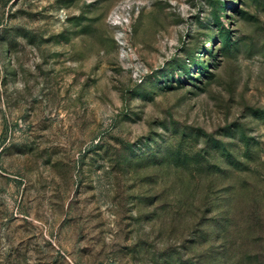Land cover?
Here are the masks:
<instances>
[{
    "label": "rangeland",
    "instance_id": "obj_1",
    "mask_svg": "<svg viewBox=\"0 0 264 264\" xmlns=\"http://www.w3.org/2000/svg\"><path fill=\"white\" fill-rule=\"evenodd\" d=\"M0 264H264V0H0Z\"/></svg>",
    "mask_w": 264,
    "mask_h": 264
}]
</instances>
